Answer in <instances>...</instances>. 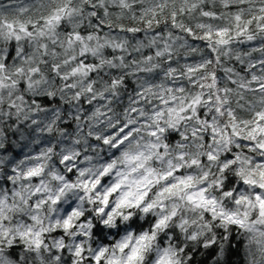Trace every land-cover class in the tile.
I'll use <instances>...</instances> for the list:
<instances>
[{
	"label": "clouds",
	"instance_id": "1",
	"mask_svg": "<svg viewBox=\"0 0 264 264\" xmlns=\"http://www.w3.org/2000/svg\"><path fill=\"white\" fill-rule=\"evenodd\" d=\"M0 264H264V0H0Z\"/></svg>",
	"mask_w": 264,
	"mask_h": 264
},
{
	"label": "snow or ice",
	"instance_id": "2",
	"mask_svg": "<svg viewBox=\"0 0 264 264\" xmlns=\"http://www.w3.org/2000/svg\"><path fill=\"white\" fill-rule=\"evenodd\" d=\"M9 255H11V256H13V257H15V258H19L18 257V253H17V251L15 250V249H13L10 253H9Z\"/></svg>",
	"mask_w": 264,
	"mask_h": 264
}]
</instances>
